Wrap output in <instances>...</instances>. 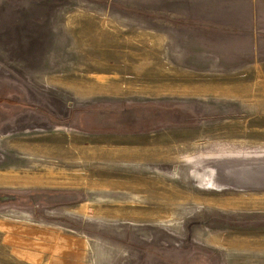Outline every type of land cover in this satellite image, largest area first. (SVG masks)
Here are the masks:
<instances>
[{"label": "rangeland", "instance_id": "374dc122", "mask_svg": "<svg viewBox=\"0 0 264 264\" xmlns=\"http://www.w3.org/2000/svg\"><path fill=\"white\" fill-rule=\"evenodd\" d=\"M4 225L0 264H264V0H0Z\"/></svg>", "mask_w": 264, "mask_h": 264}, {"label": "crops", "instance_id": "0c3cea01", "mask_svg": "<svg viewBox=\"0 0 264 264\" xmlns=\"http://www.w3.org/2000/svg\"><path fill=\"white\" fill-rule=\"evenodd\" d=\"M13 227L11 226H3L2 228H0V233H4L5 235V245L7 246V248L10 249V254L16 258L18 261H23L26 258H23L18 252L19 251H23V233L20 237L13 235L12 233ZM38 232H33L30 231L29 233V239H26L27 242L30 243L29 246H26L24 249H26L28 251V253L33 254L31 258L29 259H33L35 257V255L37 256L39 254V250L38 247L36 248L35 245L33 244V242L35 241V243L37 242V238H34L35 236L33 235H37ZM9 235V236H8ZM34 238V239H33ZM38 245V243H37ZM29 247V249H28ZM61 248V247H60ZM60 248L58 247H54V252L57 250L58 252L60 251ZM78 249H80V244L74 246V251L77 252ZM58 252H55V254H57ZM68 252H70L69 254L72 255L73 251L70 250V246L67 247V252H65V255L68 254ZM64 254V253H63ZM60 256H58L59 258ZM28 259V258H27Z\"/></svg>", "mask_w": 264, "mask_h": 264}]
</instances>
